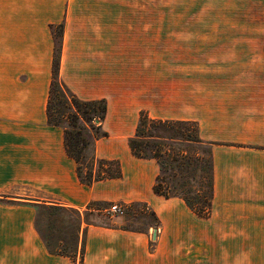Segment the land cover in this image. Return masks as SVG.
<instances>
[{"label":"crops","instance_id":"0c3cea01","mask_svg":"<svg viewBox=\"0 0 264 264\" xmlns=\"http://www.w3.org/2000/svg\"><path fill=\"white\" fill-rule=\"evenodd\" d=\"M169 2L0 0V264H72L37 231L42 204L82 212L91 202H144L157 215L155 239L121 224L82 223V264H173L204 236L200 226L210 242L264 241V43L229 45L223 50L234 53L214 54V66L202 52L188 57L187 16L164 10ZM60 23L59 78L82 100H106L107 135L94 153L118 160L120 177L82 183L63 129L47 121L51 26ZM141 111L196 121L211 143L208 218L154 193L157 161L129 146Z\"/></svg>","mask_w":264,"mask_h":264},{"label":"trees","instance_id":"16d2710c","mask_svg":"<svg viewBox=\"0 0 264 264\" xmlns=\"http://www.w3.org/2000/svg\"><path fill=\"white\" fill-rule=\"evenodd\" d=\"M51 31L54 46L51 81L46 106L47 121L63 129L66 153L74 159L76 173L82 183L92 184L94 181L120 177L121 168L118 160L100 159L94 153L96 139L107 135L106 131L102 129V122L106 114V100H82L60 80L58 69L63 23L51 26ZM94 119L98 121L97 126L93 125ZM190 126L194 128L193 134H189ZM167 141L196 142L201 145L204 156H197L192 150L184 147H180L178 150L173 149L169 151V154H165ZM129 146L135 156L154 158L157 161L159 173L153 185L154 193L165 198L180 197L196 216L200 218L210 216L214 190L211 143L199 137L196 121L157 119L141 111L135 133L129 138ZM121 204L129 209L141 206L140 211L146 208L149 210L152 220L145 224L147 229L132 224L120 225V228L147 232L150 227L156 230L159 227L157 215L146 203ZM105 205L107 203L91 202L87 206V210L91 206L102 209L99 206ZM44 210L52 216L48 219L50 222L56 221L60 212L74 210L76 214L73 217L78 222L77 230H80L84 220L82 212L65 206L42 204L38 206L35 217L36 229L47 249L50 252L68 256L72 264H76L79 255V264H82L84 243L83 240L80 241L79 234L76 235L74 245L63 238L49 240L43 228L40 227L41 214ZM53 215L56 216L53 217ZM145 217L146 215L143 216V218ZM153 244L154 241H151L152 248Z\"/></svg>","mask_w":264,"mask_h":264},{"label":"rangeland","instance_id":"374dc122","mask_svg":"<svg viewBox=\"0 0 264 264\" xmlns=\"http://www.w3.org/2000/svg\"><path fill=\"white\" fill-rule=\"evenodd\" d=\"M164 10H169L172 14L181 12L187 16L185 26L188 33L182 36L186 39L187 55L190 57L194 52H202L203 56H208L204 59H207L206 63L209 66L215 65L210 61L214 59V54L234 53L223 50L230 48L229 45L255 46L264 43V0H171L165 3ZM97 122L94 119L93 125L97 126ZM193 131V126H190L189 134H193ZM180 147L192 150L197 156H204L201 145L181 141H167L165 154ZM109 205L99 206L102 209L91 206L88 210L87 208L82 210L84 219L82 223L132 224L147 229L145 224L152 220L149 210L145 208L140 211L141 206L130 209L124 206L122 215L113 216L107 212ZM74 214H76L74 210L63 211L56 221L50 222L48 219L52 216L44 210L41 214L40 227L49 240L63 238L74 245L76 235L80 233ZM153 229L150 227L147 231L150 237ZM197 230L204 236L201 240L196 239L193 243L186 244L179 252V260L173 264H264V241L210 242V237L205 236L206 227L200 226ZM76 264H79V255Z\"/></svg>","mask_w":264,"mask_h":264},{"label":"built area","instance_id":"2783aa9c","mask_svg":"<svg viewBox=\"0 0 264 264\" xmlns=\"http://www.w3.org/2000/svg\"><path fill=\"white\" fill-rule=\"evenodd\" d=\"M107 212L111 215H122L124 213V206L118 202L111 203L107 208Z\"/></svg>","mask_w":264,"mask_h":264},{"label":"water","instance_id":"95a60500","mask_svg":"<svg viewBox=\"0 0 264 264\" xmlns=\"http://www.w3.org/2000/svg\"><path fill=\"white\" fill-rule=\"evenodd\" d=\"M156 233H157V230L156 229H153V231H152V239H155Z\"/></svg>","mask_w":264,"mask_h":264}]
</instances>
